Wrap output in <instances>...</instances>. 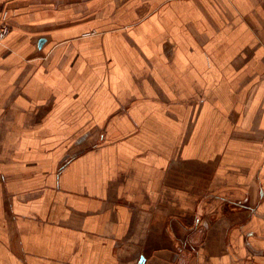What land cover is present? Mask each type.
Returning a JSON list of instances; mask_svg holds the SVG:
<instances>
[{"label":"crops","instance_id":"1","mask_svg":"<svg viewBox=\"0 0 264 264\" xmlns=\"http://www.w3.org/2000/svg\"><path fill=\"white\" fill-rule=\"evenodd\" d=\"M2 12L0 264H264V0Z\"/></svg>","mask_w":264,"mask_h":264},{"label":"built area","instance_id":"2","mask_svg":"<svg viewBox=\"0 0 264 264\" xmlns=\"http://www.w3.org/2000/svg\"><path fill=\"white\" fill-rule=\"evenodd\" d=\"M10 32H11V27L7 22V13L4 12L0 15V45L10 34Z\"/></svg>","mask_w":264,"mask_h":264},{"label":"water","instance_id":"3","mask_svg":"<svg viewBox=\"0 0 264 264\" xmlns=\"http://www.w3.org/2000/svg\"><path fill=\"white\" fill-rule=\"evenodd\" d=\"M144 260H145V258L144 257H141L140 260H139V262H138V264H144Z\"/></svg>","mask_w":264,"mask_h":264},{"label":"rangeland","instance_id":"4","mask_svg":"<svg viewBox=\"0 0 264 264\" xmlns=\"http://www.w3.org/2000/svg\"><path fill=\"white\" fill-rule=\"evenodd\" d=\"M2 13H3V12H2ZM190 246H191V248L193 247V245H192L191 243H190V244H185L184 247H185L186 249L190 250V248H187V247H190Z\"/></svg>","mask_w":264,"mask_h":264}]
</instances>
